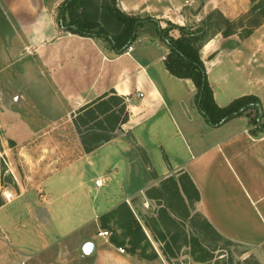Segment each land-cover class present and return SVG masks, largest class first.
I'll return each instance as SVG.
<instances>
[{"label":"crops","instance_id":"obj_1","mask_svg":"<svg viewBox=\"0 0 264 264\" xmlns=\"http://www.w3.org/2000/svg\"><path fill=\"white\" fill-rule=\"evenodd\" d=\"M4 1L8 15L16 20L25 49L39 65L42 92L53 103L41 106V122L35 127L72 121L112 96L124 99L128 121L111 133L108 142L90 153L85 151L66 168L51 170L44 179L42 173L52 166L42 167L46 171L38 169L33 184L8 190L12 199L0 200V264L57 259L63 254L61 246L73 250L81 264H167L162 256L147 261L128 251L122 254L119 249L125 247H117L97 234L101 217L127 202L142 224L148 206L153 204L145 192L181 171L190 175L200 191L196 212L222 236L251 249L264 264V135L249 132V118L240 116L211 127L197 107L194 83L176 78L167 70L170 49L158 37L142 33L131 46L132 51L118 54L103 39L62 29L58 9L64 0ZM116 2L120 12L150 18L161 28L168 22L192 29L215 11L234 21L253 6L251 0ZM174 34L180 37L178 31ZM200 56L218 107L252 95L261 101L264 115V24L248 37L214 33ZM5 124L2 128L10 129L11 125ZM28 124L22 122V126ZM33 131L35 136L40 134ZM35 136L20 144L18 130L10 139L22 156H31L26 145ZM5 142L1 139L2 147ZM97 153L102 154L94 163L92 158ZM82 162L88 168L81 169ZM69 174L79 181L58 191L62 183L53 180L66 179ZM97 180L102 181L101 188L95 186ZM80 190L83 196L76 199ZM69 193L74 198L63 201ZM92 193L95 196L90 202ZM140 204L143 208L137 213ZM143 228L151 239L152 233ZM87 242L96 247L89 257L82 251Z\"/></svg>","mask_w":264,"mask_h":264},{"label":"trees","instance_id":"obj_2","mask_svg":"<svg viewBox=\"0 0 264 264\" xmlns=\"http://www.w3.org/2000/svg\"><path fill=\"white\" fill-rule=\"evenodd\" d=\"M93 2L94 0H66L58 13L60 27L71 34L103 39L118 54L131 47L142 33L160 38L170 49L165 61L167 70L176 78L194 83L197 107L211 127H220L234 118L246 116L249 118V132L254 136L264 135V115L259 98L245 96L226 107H218L200 56L208 39L205 40L207 29L216 28L224 37H229L235 34L236 23L224 18L219 11L213 12L196 29L188 30L168 23L170 28L180 33V37L175 39L169 36L168 29L161 28L155 20L120 12L116 0L96 2L94 12L89 13L87 8L94 5ZM253 9L257 11V8ZM262 13L264 14V10ZM261 17L264 18V15ZM255 23L254 27L260 25L259 21ZM252 33L253 29L248 30L245 36ZM127 121L124 99L112 96L94 109L78 114L74 124L77 129L84 127L85 132L79 131V135L86 146V152L90 153L108 142L112 137L111 133ZM145 196L160 208L154 216L143 218L142 224L155 239L165 244L162 254L168 262L183 247L190 249L189 254L196 263L212 262L219 244L225 245L223 250L231 245L244 247L222 236L205 217L196 212L195 205L200 202L201 194L187 172L181 171L162 180L158 186L148 189ZM100 220L102 228L111 227V224L116 227L117 236L113 240L115 246L125 247V251L141 260L154 261L158 258L154 252L148 254L150 240L127 203L119 205ZM187 226L190 232L186 229ZM252 260L260 264L258 260ZM220 261L216 260L215 264Z\"/></svg>","mask_w":264,"mask_h":264},{"label":"rangeland","instance_id":"obj_3","mask_svg":"<svg viewBox=\"0 0 264 264\" xmlns=\"http://www.w3.org/2000/svg\"><path fill=\"white\" fill-rule=\"evenodd\" d=\"M65 1L66 0H64L63 3ZM251 2L253 6L250 12L231 21L236 23L235 26L237 29L234 30L235 34L240 33L241 36H245L248 30H255V22L259 21L260 25L264 24V18L261 17L264 15L262 13L264 10V0H251ZM63 3H61L60 7ZM93 4L94 5L87 8V12H94L93 7H96L97 4L95 1ZM253 8H257V11H254ZM7 9V3L5 4L4 0H0V200L2 201H5L3 192L8 193V190H11L14 186H19L20 188L26 187L28 184H33L36 181L34 180L35 176H38L37 174H39L37 173L38 169L42 167L45 168V166H52L47 171L42 168L43 171H46L42 173V177L45 179L51 175V170L54 171L56 168H66L65 166L68 162L80 159L86 151V146H84L81 136L79 135V131L84 133L85 129L84 127H79L78 130L73 119L72 121L60 122L58 124L46 125L41 123L39 124L41 126L38 128L34 126L41 122L39 117L44 111L41 106L44 104L45 108L47 107V104L52 106L53 103L52 100L42 92V86L44 83L38 78L40 75L39 65L35 57H33L32 54H29L25 49L24 40L17 29L16 20L8 15ZM164 25L165 27L163 29H168L169 36L175 38L174 33H177V30L170 28L168 22ZM242 27H244V30L240 31V28ZM186 29L191 30L192 28L187 27ZM206 32L205 40L214 33H217L218 30L216 28H210L207 29ZM25 120L27 121V124H29L22 126V122ZM3 122L4 126L6 125L5 122H8L11 125L10 129L7 127L2 128ZM19 124L22 127H18ZM41 127L43 130H40ZM32 128H34V131ZM18 130L21 135V138H18L20 144L28 141L29 137L33 135L35 136V133L33 134L32 131L40 133L35 136V139H33L32 142H28L30 144L26 145L27 150L32 153L31 156H22L20 150L16 147V143L11 141L10 137H13L16 132L18 133ZM48 132L51 134L50 136L45 135V133ZM1 139H6L4 147L1 146ZM9 149L13 150L5 155L4 151ZM101 154L102 153L95 154L92 161L97 163ZM79 167L81 169L88 168L84 162L79 164ZM70 175L71 174H69V177L66 179L59 177L53 180L54 182L62 183V185L58 186V191H63L69 186L72 187L73 184H77V181L79 180L71 178ZM77 192L78 195H75L76 199L79 196H83V191L80 190ZM94 196V193L90 195V202ZM69 198H74L72 193H69L67 197L65 196L63 201ZM142 208L143 206L140 204L136 209V212L138 211L141 213L139 209L141 210ZM159 208L160 207L155 204L148 206L145 217L154 216ZM101 224L100 220V229L108 230L111 233V236L108 239L109 242L114 245L113 240L117 236L115 233L116 227L111 224V227L102 228ZM73 225H77V222ZM186 229L190 232L188 226ZM117 233L120 234L119 231ZM151 237L152 240L149 239L151 248L147 249L148 254H153L154 252L158 255L157 259L161 256L165 259V256L162 254L165 244L158 239H155L153 235ZM65 247L66 246L60 247V249H63V254L57 257V259L49 258L44 260V262L33 261L32 264H49L50 262L53 264H81L82 260L80 257H78L73 250L70 251V248ZM224 247V244L218 245V250L214 253L215 259L210 263H196L190 256V249L188 247H183L181 251L177 253L176 257L169 259V262L166 259L165 260L167 264H215L216 260H221L219 264H258L256 261L252 260V258L255 260L258 259L255 257V253L251 249L245 246L238 247L236 245H231L226 250H223L222 248Z\"/></svg>","mask_w":264,"mask_h":264},{"label":"built area","instance_id":"obj_4","mask_svg":"<svg viewBox=\"0 0 264 264\" xmlns=\"http://www.w3.org/2000/svg\"><path fill=\"white\" fill-rule=\"evenodd\" d=\"M132 50H133L132 47H129L128 48V52H130ZM139 97H143V95L142 94H139ZM95 186L97 188H101L103 186L102 181L101 180H97L95 182ZM3 197L5 198L6 201H10L12 199V195L10 193H7V192H3ZM127 203L129 204V202H127ZM97 236L99 238L108 239L111 236V233L108 230H100L98 232ZM119 252L122 253V254H125L126 253L125 249H123V248H120L119 249Z\"/></svg>","mask_w":264,"mask_h":264},{"label":"water","instance_id":"obj_5","mask_svg":"<svg viewBox=\"0 0 264 264\" xmlns=\"http://www.w3.org/2000/svg\"><path fill=\"white\" fill-rule=\"evenodd\" d=\"M96 247L92 242H87L84 244L82 251L85 256H92L95 253Z\"/></svg>","mask_w":264,"mask_h":264}]
</instances>
